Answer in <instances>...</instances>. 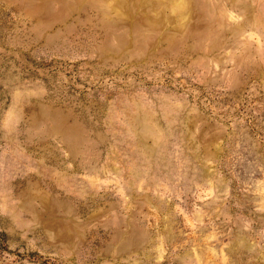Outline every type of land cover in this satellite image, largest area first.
Masks as SVG:
<instances>
[{
	"label": "rangeland",
	"instance_id": "rangeland-1",
	"mask_svg": "<svg viewBox=\"0 0 264 264\" xmlns=\"http://www.w3.org/2000/svg\"><path fill=\"white\" fill-rule=\"evenodd\" d=\"M0 264H264V0H0Z\"/></svg>",
	"mask_w": 264,
	"mask_h": 264
}]
</instances>
